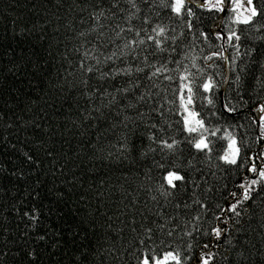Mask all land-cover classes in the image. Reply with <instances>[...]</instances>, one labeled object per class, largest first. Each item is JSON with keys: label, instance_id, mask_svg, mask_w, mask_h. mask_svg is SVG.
I'll use <instances>...</instances> for the list:
<instances>
[{"label": "trees", "instance_id": "1", "mask_svg": "<svg viewBox=\"0 0 264 264\" xmlns=\"http://www.w3.org/2000/svg\"><path fill=\"white\" fill-rule=\"evenodd\" d=\"M195 1L177 16L173 0H0V264H141L168 252L181 264H264V180L250 170H264V0L238 25L228 1L225 14ZM156 25L163 51L147 40ZM185 84L190 110L220 129L205 133L207 153L185 128ZM229 134L236 164L221 158ZM169 171L185 178L175 189Z\"/></svg>", "mask_w": 264, "mask_h": 264}, {"label": "snow or ice", "instance_id": "2", "mask_svg": "<svg viewBox=\"0 0 264 264\" xmlns=\"http://www.w3.org/2000/svg\"><path fill=\"white\" fill-rule=\"evenodd\" d=\"M129 2L132 4L133 8L136 7L135 0H129ZM187 2H188V0H173V3L169 4L168 6L171 7L172 11L177 16L183 15L185 12H187L188 15H191L192 14L191 8H186ZM224 3H225V0H217V2L215 4H212L211 0H208V6L210 8H216L220 11L224 10L222 7V5ZM233 3H234V8L232 9L233 11H236L237 9L244 7V5H242L239 2V0H233ZM246 4H247V7L244 8V11L248 14L247 15H244L243 13L238 14L237 22H239V23H245V24L252 23L256 17L261 15V12L257 9V7L254 4V0H246ZM201 6H203V5H201ZM123 31H125V29L121 28L120 32L117 33V38H119V36L121 35V33ZM127 31H132V29L129 28V29H127ZM140 31H146V30H144V29L137 30L136 31L137 37L140 36ZM151 31L155 33V36L148 35L147 40L149 42H154L156 48L163 51L164 50L163 49V41L161 39H159V37H163L165 40L167 39V36L165 34V27L160 26V25H156L155 27H153L151 29ZM233 37L236 40L240 39V37L236 36L235 33H233L232 36H229L228 39L231 40V39H233ZM145 43H146V41L143 38L133 39V40L127 41L126 43H124L120 46L119 55L123 56V55L132 54V52H135L137 47H139L140 45H144ZM126 50H130V51H126ZM87 55H88V53L85 52V56H87ZM101 56H103V61L101 60ZM101 56H94L93 57L96 60L97 64L113 60L114 57L118 58V53L116 51H113L110 55H107V56H104V54L101 53ZM208 59H211V57H208ZM82 67H83V65H82ZM135 70L137 72L143 71V69L139 68V67L136 68ZM162 70H163L162 68H157L152 73V76L157 75ZM86 71L89 73H92L94 71V68L90 66L86 69ZM131 72H132V69L129 67V68L120 69L116 74L123 73L125 75H130ZM108 76H109V73L101 71L100 76L98 78L103 80ZM149 78H151V77H149ZM183 79L186 80L187 77H183ZM85 84H87V81H85ZM183 87L186 88V90H187V96L186 97L183 95L181 96L182 102L186 100V103L183 104L184 111L186 113V116L184 118V124H185L186 131L189 133V135L199 134V137H198V139H195L193 146L196 150L207 153V151H209L210 149H209L208 136L205 135V133H207L208 135H216V133L219 132L220 129H215L214 131H210V129L205 126L204 120L202 118H198L199 114L190 110L189 106L192 105V103H193V89L188 84L183 85ZM202 87H203V90L205 92H209V91H211L213 85L209 81L208 83L203 84ZM123 91L127 92L128 89H123ZM105 95H106V93H105ZM114 99H115V97H113V100ZM259 111L264 112V107L260 108ZM262 119H264V118H262ZM228 138H229V151L227 153H225L221 158L226 163L236 164L237 156L239 155L240 149L237 146V141L235 138H233L230 134H229ZM175 146H176L175 142L168 143L167 141H162V147L163 148L173 150L175 148ZM250 170L254 174H258L259 177L261 178V180H264V170H260L258 172L257 168L254 165L252 166V168ZM164 179L170 188L175 189L178 187L177 182L184 181L185 178L175 171H169V172H167ZM257 183H259V181L253 180L251 182V184L247 188H245V193H244V199L245 200L250 198L249 192H250L252 186L257 184ZM233 210H235V209L233 208ZM237 214H239V213H237ZM216 235L217 236L220 235L219 230H217ZM170 261L175 262V264H181L179 254L178 253L174 254L172 252H168L167 254H165L163 256V258H156L155 256H152L151 258H149V256H145L142 259L141 264H169ZM203 264H208V260H204Z\"/></svg>", "mask_w": 264, "mask_h": 264}, {"label": "rangeland", "instance_id": "3", "mask_svg": "<svg viewBox=\"0 0 264 264\" xmlns=\"http://www.w3.org/2000/svg\"><path fill=\"white\" fill-rule=\"evenodd\" d=\"M227 1L231 4V5H230L231 9H233V8H234L233 0H225V3L222 5V7H223V9H224L223 11H220V10H218V9H216V8H210V7L208 6V0H204V1H202V2H204V5H205L207 8H209V9H211V10H218V11H220L221 13L225 14V12H226V10H227V8H226V6H227ZM216 2H217V0H211V3H212V4H215ZM239 2H240L242 5H244V7H241L240 9H237L236 11H233V13H232L231 18H233V23H234L235 25H238V24H245V23H239V22H237V16H238V14H240V13H243L244 15H247V14H248V13H246V12L244 11V8L247 7L246 0H239Z\"/></svg>", "mask_w": 264, "mask_h": 264}]
</instances>
